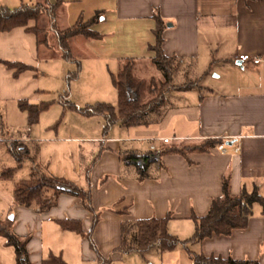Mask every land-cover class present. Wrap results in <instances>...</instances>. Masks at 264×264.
I'll use <instances>...</instances> for the list:
<instances>
[{
    "label": "crops",
    "instance_id": "0c3cea01",
    "mask_svg": "<svg viewBox=\"0 0 264 264\" xmlns=\"http://www.w3.org/2000/svg\"><path fill=\"white\" fill-rule=\"evenodd\" d=\"M40 1L0 0V7L13 9ZM62 7L68 25L61 30L81 19H95L92 27L101 37L71 39L74 44L80 37L86 39L83 47L93 66L113 65L117 71L112 74L127 59L137 64L152 62L151 46L161 18L165 54L183 59L179 71L188 66L189 75L205 81L187 91L171 90L169 107L159 123L135 127L116 123L104 134L105 118L83 115L56 131H52L54 125L37 124L11 135L1 108L22 119L26 111L21 102L42 103L37 102L40 43L25 27L0 32V141L6 143L5 160L0 161V220H12L13 231L29 237L30 264H42L51 254L62 256L68 264H193L184 245L164 252L157 248L144 253L118 251L122 223L170 214L169 232L186 240L195 232L193 215L208 214L213 199L223 193L225 177L233 195L257 187L264 196V0H64L58 12ZM244 53L260 57L261 63L243 64L236 57ZM200 61H205V68L193 72ZM6 62L32 69L15 75ZM208 138L222 139L223 144L207 152L161 154L165 146ZM17 140L26 143L32 149L30 157L35 155L50 173L82 186L88 183L86 170L98 156L90 173L93 207L100 213L93 240L109 262H101L90 245L86 233L92 228L93 215L79 197L62 193L57 205L43 213L15 204L14 186L30 176L33 166L28 157L11 178L1 177L4 169L17 165L10 151ZM151 152L164 164L157 178L123 176L129 153ZM18 171L25 174L16 178ZM64 219L81 221L85 235L63 230L58 221ZM190 248L206 256L264 264V207L254 204L246 228L213 235ZM0 264H16L14 247L1 235Z\"/></svg>",
    "mask_w": 264,
    "mask_h": 264
},
{
    "label": "trees",
    "instance_id": "16d2710c",
    "mask_svg": "<svg viewBox=\"0 0 264 264\" xmlns=\"http://www.w3.org/2000/svg\"><path fill=\"white\" fill-rule=\"evenodd\" d=\"M63 2L64 0H56L55 3L50 0H42L35 5L22 3L19 7L13 9L2 6L0 7V32L25 27L27 31L37 35L41 44L43 42L41 33L44 29L39 25V21L43 15H46L50 19L52 29L57 32L63 58L71 59L70 40L72 38L84 36L88 39H95L101 37V34L92 27L95 19L88 21L81 19L66 29H59L57 27V12ZM31 22H34V25H31ZM157 23L158 27L155 30L156 42L151 46V49L155 52L152 63L161 71V79L155 76L150 78L140 76L134 70L137 65L136 61L127 59L123 61L117 73L111 74L119 96L117 106L111 103L99 102L85 108H78L72 103L68 104L71 109L80 110L84 115H102L106 120L104 134H107L108 130L116 123H120L124 127L147 126L159 123L169 107L168 93L171 90L187 91L197 86L194 81L183 82L180 85L174 84L175 72L183 59L175 55L168 56L165 54L163 49L164 21L159 18ZM6 65L15 69V75L32 69V66L23 63L6 62ZM80 66L79 63V70ZM130 91L135 93V96L131 95ZM20 106L27 111L29 123L34 124L38 121L41 112L49 108L50 103L31 104L21 102ZM222 144L223 140L219 138L183 141L165 146L161 154L178 153L187 155L190 152H207ZM10 149L16 158L17 165L4 169L1 172L2 178H11L15 171L22 167L28 157L33 165L30 176L19 180L14 186L13 198L15 204L31 207L43 213L48 212L57 205L58 198L62 193L79 197L82 205L93 215L92 228L86 233L90 245L97 252L101 262H109L100 255L93 240V230L100 220V213L93 207L90 173L98 160V156L94 158L86 170L88 183L86 186H82L77 182L50 173L47 166L36 160L35 155L30 157L32 149L26 143L17 140ZM23 150H25V154L22 153ZM153 154L152 152L146 155L129 153L124 159L123 176L134 174L139 180L157 178L164 164ZM141 159L144 160L142 165L139 163ZM256 203H260L264 207V196L260 194L257 187L251 192L244 189L239 195H233L230 192L229 178L225 177L223 180V193L213 199L208 214L203 217L193 215L196 227L192 237L181 240L169 232L170 214L164 218L124 221L122 223V240L117 250L122 253H144L152 248H157L164 252L184 245L193 260V264H261L258 260H236L232 257L206 256L190 248L191 244L201 242L213 235H230L235 229L246 228L249 219L253 215V207ZM58 222L63 230L85 235L82 223L79 220L64 219ZM12 224V220H0V235L6 239L7 245L14 247L16 264H30L29 237L17 235L13 231ZM42 264L68 263L62 256L51 254Z\"/></svg>",
    "mask_w": 264,
    "mask_h": 264
},
{
    "label": "rangeland",
    "instance_id": "374dc122",
    "mask_svg": "<svg viewBox=\"0 0 264 264\" xmlns=\"http://www.w3.org/2000/svg\"><path fill=\"white\" fill-rule=\"evenodd\" d=\"M39 25L44 31L41 33L43 42L39 46L40 66L38 68V76L41 80V85L40 99L37 102H49L50 106L47 110L42 111L39 121L34 124L29 123L27 111L23 112L24 116L21 119L14 115H8L6 107L5 109L1 108L11 135L18 132V130L25 132L28 126L31 125L32 127L37 124L42 126H45V124L54 125L52 131H56L62 129L61 127L65 123L74 122L75 118H82L84 114L80 110L71 109L68 106L70 103L78 108H85L88 105L99 102L111 103L117 106L119 102L118 91L111 78V72L117 71L115 66L110 65L108 67L103 62L100 67L93 66V61L89 60V53L83 47V43L86 41L83 37L76 39L75 44L73 43L75 40H71V59L57 58L62 55V50L59 45L57 32L52 29L49 17L43 15ZM67 25L65 8L62 7L58 12V27L61 29ZM79 63L81 65L80 70ZM205 66V61H200L197 67L192 68V70L193 72L197 70L203 71ZM134 70L135 73L146 78L152 76L158 79L162 78L161 71L149 59L139 62ZM186 71H189L188 66L181 67L180 71L178 68L175 72L174 84L180 85L184 81H194L200 85L204 84L205 80L201 76L189 75L190 71ZM99 118L104 120L102 115H99ZM9 121H13V123ZM11 135L7 136V138H10ZM131 144L134 146L138 143L133 142ZM5 147V141L1 140L0 161L5 160ZM22 153L25 154V150ZM23 174H25V171H18L16 178H21Z\"/></svg>",
    "mask_w": 264,
    "mask_h": 264
},
{
    "label": "built area",
    "instance_id": "2783aa9c",
    "mask_svg": "<svg viewBox=\"0 0 264 264\" xmlns=\"http://www.w3.org/2000/svg\"><path fill=\"white\" fill-rule=\"evenodd\" d=\"M236 58L238 60H240L243 64L253 63L255 65H258L262 61L260 57L251 56V55L245 54V53L237 55ZM130 94L135 96V93H133L132 91H130ZM163 140H164V142H169L170 138H163ZM12 144L14 145V142H12ZM236 150H239V148H237ZM139 163L142 165L144 163V160H139Z\"/></svg>",
    "mask_w": 264,
    "mask_h": 264
},
{
    "label": "water",
    "instance_id": "95a60500",
    "mask_svg": "<svg viewBox=\"0 0 264 264\" xmlns=\"http://www.w3.org/2000/svg\"><path fill=\"white\" fill-rule=\"evenodd\" d=\"M10 219H13V215L10 216Z\"/></svg>",
    "mask_w": 264,
    "mask_h": 264
}]
</instances>
